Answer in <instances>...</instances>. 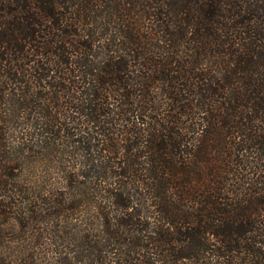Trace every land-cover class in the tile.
I'll use <instances>...</instances> for the list:
<instances>
[{
    "label": "trees",
    "instance_id": "obj_1",
    "mask_svg": "<svg viewBox=\"0 0 264 264\" xmlns=\"http://www.w3.org/2000/svg\"><path fill=\"white\" fill-rule=\"evenodd\" d=\"M0 264H264V0H0Z\"/></svg>",
    "mask_w": 264,
    "mask_h": 264
}]
</instances>
